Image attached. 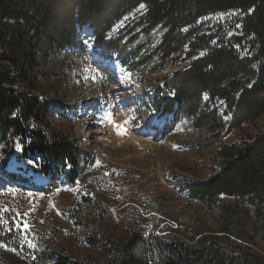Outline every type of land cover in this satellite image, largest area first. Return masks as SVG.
Instances as JSON below:
<instances>
[{
  "label": "trees",
  "instance_id": "1",
  "mask_svg": "<svg viewBox=\"0 0 264 264\" xmlns=\"http://www.w3.org/2000/svg\"><path fill=\"white\" fill-rule=\"evenodd\" d=\"M219 15L227 17L211 21ZM158 29V43L137 44ZM86 41L99 60L150 73L178 68L153 89L159 120L188 121L220 139L264 116V0H0V182L43 179L34 185L41 191L76 186L89 172L88 157L56 121L69 117ZM218 156L215 175L181 186L206 217L215 215V227L204 222L181 237L131 229L116 238L92 228L87 248L102 264H264V127ZM25 263L98 264L47 247Z\"/></svg>",
  "mask_w": 264,
  "mask_h": 264
},
{
  "label": "rangeland",
  "instance_id": "2",
  "mask_svg": "<svg viewBox=\"0 0 264 264\" xmlns=\"http://www.w3.org/2000/svg\"><path fill=\"white\" fill-rule=\"evenodd\" d=\"M161 34L158 29L137 44L158 43ZM86 44L73 72L69 117L59 113L56 121L88 157L89 172L76 186L41 191L34 185H43V179L25 186L0 182V264H26L41 247L82 262L105 263L85 244L92 228L116 238L131 229L181 237L204 222L215 227V215L206 217L181 186L215 175L223 145L237 144L264 127L263 116L214 139L194 131L188 121L159 120L151 108L153 89L178 68L169 64L150 73L123 67L115 59L99 60L92 44ZM4 237H10V246Z\"/></svg>",
  "mask_w": 264,
  "mask_h": 264
}]
</instances>
